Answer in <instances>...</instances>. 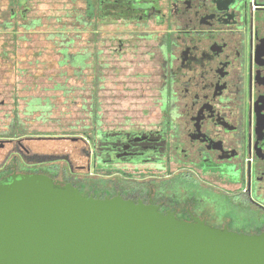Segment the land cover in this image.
<instances>
[{
	"label": "flooded vegetation",
	"instance_id": "af4514ba",
	"mask_svg": "<svg viewBox=\"0 0 264 264\" xmlns=\"http://www.w3.org/2000/svg\"><path fill=\"white\" fill-rule=\"evenodd\" d=\"M98 15L95 99L89 106L85 88L80 100L94 108L91 128L0 131V150L13 145L0 180L45 173L86 196L152 200L180 219L231 229L232 220L163 188L191 176L204 189L247 198L257 213L246 220L251 232H264V0H99ZM106 80L114 83L111 117ZM42 140H93V150L78 151L86 159L76 168L73 152L37 151Z\"/></svg>",
	"mask_w": 264,
	"mask_h": 264
},
{
	"label": "water",
	"instance_id": "95a60500",
	"mask_svg": "<svg viewBox=\"0 0 264 264\" xmlns=\"http://www.w3.org/2000/svg\"><path fill=\"white\" fill-rule=\"evenodd\" d=\"M0 264H264V232L86 196L45 173L0 180Z\"/></svg>",
	"mask_w": 264,
	"mask_h": 264
},
{
	"label": "rangeland",
	"instance_id": "374dc122",
	"mask_svg": "<svg viewBox=\"0 0 264 264\" xmlns=\"http://www.w3.org/2000/svg\"><path fill=\"white\" fill-rule=\"evenodd\" d=\"M42 2L44 3L41 5L45 9V14H48L49 10L53 12L50 19H47L45 25L40 28V30L45 31L44 34L40 33L37 35L35 33L36 38L32 35L29 41H23L20 48L16 49L14 53L9 51L13 49L12 43H6V40L0 37V131H7L8 136L19 135L24 130H31L34 134H45L47 132H60L68 127L80 129V127L87 125L90 128L92 126L90 122H92L91 117L94 115V108H87L85 110L80 107V100H82L80 87L85 84L77 77L72 76H69L66 83L63 82L64 77L59 75V71H57L60 66V46L57 44V47H54V53H51L52 44L44 36L48 32H53V30L65 29L67 33L65 34L66 39L64 41L75 39L74 42L68 45L70 53L74 54L81 49L83 41H85L83 39L88 37V35L78 33L80 28L78 24L76 25L77 28H75L73 16L68 17L66 14L67 11L72 12L73 7H80V0H76L75 2L71 0H56L53 3ZM2 22L0 18V24ZM37 36L39 41L36 40ZM56 39L58 40L59 37H56ZM4 50L6 52L9 51V55H6L3 52ZM36 50L42 52L40 57L33 58ZM70 65L73 67L72 64H68L66 67ZM85 77L87 80L93 79V75L91 74ZM60 83H64L67 90H71V94H67L66 97L74 99V102L70 106L68 103L66 104L68 106L62 105L64 99L63 89L57 87V91L54 90V86ZM113 87L114 83L111 80L105 81V88L107 89L104 90V93H107V96L105 95L104 102L106 104L107 116L109 117H111L114 109L112 105L113 92L111 91ZM50 97L54 105L52 107H45V100ZM88 99L90 106L93 103L90 101L92 98ZM13 123L18 124L12 127ZM92 141L89 140L85 145L83 142L76 143L72 141L63 143V141L58 140L50 142L42 140L36 141L35 145L37 146V151L60 153V155L69 152L75 153L76 155L73 156V160L76 168H78L77 164H85L84 161L86 159L84 155L79 156L78 151H82L85 148L87 151H92ZM12 148L13 145L8 144L6 148L0 150V162ZM39 158H42V153L38 156Z\"/></svg>",
	"mask_w": 264,
	"mask_h": 264
},
{
	"label": "trees",
	"instance_id": "16d2710c",
	"mask_svg": "<svg viewBox=\"0 0 264 264\" xmlns=\"http://www.w3.org/2000/svg\"><path fill=\"white\" fill-rule=\"evenodd\" d=\"M42 1L53 3L56 0H0V18L3 21L0 24V37L4 38L6 43H12L13 49L9 50L12 53L20 48L23 41H29L32 35L36 38L35 33L37 35L40 33L44 34L45 31L40 30L46 23V21L43 20L45 9L42 8L41 4H44ZM71 1L75 2L76 0ZM80 3V7L75 6L72 8L73 13L67 11L66 14L68 17L71 15L73 16L76 23H74L75 28H77V24L80 28L78 33H85L88 35V37L83 39L85 41H83L81 49L74 54L70 53V47L68 45L74 42L75 39L64 41L66 39L65 34L67 33L65 29L53 30L50 35L47 33L48 35L44 36L48 39V42L52 44L51 53H54V47H57V44L60 46V66L57 71H59V75L64 77L63 82L66 83L69 76L77 77L85 84L80 87V95L85 93H83V91L86 88L88 98L95 99V91L92 87H95L98 83V76L96 74V69L98 67L96 41L101 34L98 20L99 0H80ZM50 12L52 13V10H50ZM35 15H38L39 19L32 21V19L36 17ZM49 19L50 18H48V20ZM56 37H59V39L57 40ZM36 40L39 41L38 36ZM9 51L6 52V50H4L3 52L9 55ZM85 51H87V54H85ZM41 52L40 50H36L33 58L40 57ZM68 64H72L73 67L71 65V67H66ZM90 74L93 75V79L85 80V76H89ZM64 83L56 84V87L54 86L55 91H57V87L62 88L64 91L62 105L69 104V102L65 103V99H68L66 98L67 94H71V90H67ZM69 100L71 103L74 102V99H68V101ZM45 102V107H52L54 105L51 97L46 99ZM17 124L18 123H13L12 127ZM72 130L74 131V129ZM56 171L57 174L63 172L61 168H57ZM80 180L91 186L101 187L102 185L97 179ZM194 182L195 180L192 179L191 176H186L182 180L174 178L163 188L175 194V199L181 197L184 201L196 200L198 203H202L209 212L212 211L215 213V216H217L221 222H226L229 219L232 220L233 224L232 227H230L231 230L252 233L251 226L248 225V221L246 220H249L251 216L256 217L257 213L252 211L251 204L247 198L228 196L226 192L204 189L198 184L194 185ZM182 190L185 191L184 194Z\"/></svg>",
	"mask_w": 264,
	"mask_h": 264
}]
</instances>
